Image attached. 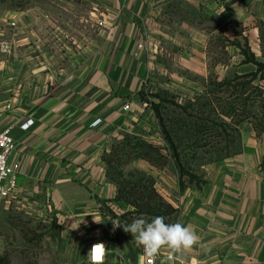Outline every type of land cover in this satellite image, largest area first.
Instances as JSON below:
<instances>
[{
	"label": "crops",
	"instance_id": "0c3cea01",
	"mask_svg": "<svg viewBox=\"0 0 264 264\" xmlns=\"http://www.w3.org/2000/svg\"><path fill=\"white\" fill-rule=\"evenodd\" d=\"M18 1L0 0V131L10 128L15 145L10 161L19 166L18 203L57 218L67 228L61 238L67 245L80 238L87 254L101 203L115 196L101 156L128 131L148 140L142 131L152 129L153 140L162 143L153 113L138 97L145 73L139 25L168 1L202 5L219 24L245 27L251 52L264 64V0H81L99 17L102 28L95 31L107 42L73 54L66 46L56 50L55 39L62 38L51 32L52 11L44 15L47 48H40L35 11L20 12ZM28 121L32 126L21 130ZM236 143L232 157L200 168V190L182 194L176 223L198 239L187 249L160 248L178 264H264V135L243 122ZM133 165L151 172L166 193L180 195L172 163L162 170L142 160Z\"/></svg>",
	"mask_w": 264,
	"mask_h": 264
},
{
	"label": "rangeland",
	"instance_id": "374dc122",
	"mask_svg": "<svg viewBox=\"0 0 264 264\" xmlns=\"http://www.w3.org/2000/svg\"><path fill=\"white\" fill-rule=\"evenodd\" d=\"M61 1L60 3L57 0L18 1L20 12L35 11V28L42 37L39 40V47L47 48L46 45L44 46L47 44L44 40L48 36L44 15L45 13L48 15L50 11L55 16L54 29H51V32L54 33L57 30L59 33L60 31L59 35L62 38L55 39L57 44H60L56 50L66 46L71 49V54L74 53V50L80 53H89L91 44L94 45L95 42L99 49L105 47L106 38L95 31L96 28H102V24L98 21L99 17L97 15L90 16V10L81 0ZM93 13L97 14V10L95 9ZM90 19L95 20L94 26ZM139 26L138 43L144 54L145 65L140 91L141 98L150 103H159L160 100H164V115L172 118L180 115L183 109H186L189 114H197V116H200V112L197 113V111L204 112L206 109L207 112H204L201 117L208 118L218 127L222 126L221 129L227 134H233L232 131L237 130L232 142L230 139V143L216 138L207 141L204 137L207 143L211 142V147L206 146L204 150L197 148L201 147L204 139H198L202 142L196 147V155L191 167L199 181L201 180L200 168L203 165L230 158L236 152L240 124L234 125V121L228 116L227 106L224 103L226 97L233 94L232 97H237L238 101L248 98L249 103L253 101V104H250L252 108L250 113L258 121L264 118V81H251L244 93H238L239 91L233 93L232 86L220 93L218 85L256 71L252 64H242L245 60L244 53L253 55L257 62H262L254 56L248 45V40L244 38L245 27L231 28L219 24L205 13L202 5L193 7L182 1H168L162 5L158 14L147 17V21ZM259 39L263 46L264 27H262ZM249 81L250 79L243 78L236 80L235 84L241 85L249 83ZM220 97L223 98L222 101L219 99ZM237 98L232 100L236 102ZM140 103L141 106L152 112L145 103ZM140 110H142L141 107ZM210 121L206 123L209 125L208 128H212V125L209 124ZM142 132L147 134V137L154 139L152 129H145ZM139 135L140 133L128 131L122 134L117 143L123 142L126 137L141 138ZM153 139H148V141L154 145L162 144ZM133 164L124 165L120 169L121 171L107 172L111 174L113 180L111 183L106 179L115 188L114 197L117 196L120 184L137 183L142 179L143 185L152 184L160 204L168 206L174 211L169 224L176 223L186 202L182 199V194L186 189L197 191L196 185L193 187L185 183V189L180 191L176 183L180 195L172 192L166 193L169 188L160 184V181L151 172L142 171L134 167ZM167 166L168 163L162 169ZM118 174H121L122 181ZM166 176L170 177V174L166 172ZM184 181L187 182V179L184 178ZM156 203L157 201L153 200L151 205L154 206ZM132 211L131 207L125 206L122 202L101 203L99 226L93 229L94 237L89 241V244L91 242L105 243L109 254L103 264L138 263L143 246L138 243L134 234L125 232L122 227L129 224L125 217H129L128 214ZM61 230L65 231L63 234H66L67 228H61L57 218L50 217L40 209H29L18 203V200L0 203V264H88L87 254L78 240L80 238L67 245L66 241L61 238Z\"/></svg>",
	"mask_w": 264,
	"mask_h": 264
},
{
	"label": "trees",
	"instance_id": "16d2710c",
	"mask_svg": "<svg viewBox=\"0 0 264 264\" xmlns=\"http://www.w3.org/2000/svg\"><path fill=\"white\" fill-rule=\"evenodd\" d=\"M244 56L245 60L242 64H252L255 66L256 71L238 77L232 81H224L222 84L218 85L220 93L224 89L231 88L229 86H232L233 93H236L237 91H239L238 93H244L247 91V87L250 86L249 84H251V81H264V64L257 62L253 55L244 53ZM243 78L250 79L249 83L241 85L235 84L236 80ZM232 96L233 94L226 97L224 103L227 106L226 112L229 113L228 116L234 121V125L238 126L243 122H249L256 134L264 135V118H262L261 121H258L257 118L250 113L252 109L250 104L253 101L249 103L248 98L243 101H238L237 97L233 98ZM242 96L245 95L242 94ZM138 97L140 102L145 103L152 110L159 129L162 144L154 145L147 139L126 137L123 142L112 145L109 153H104L101 156V159L106 166V179L113 183L111 174H108L107 172L121 171L120 169L124 165L135 163L138 160L146 162L150 167L156 170L162 169L167 163H172L178 179L177 185L180 191L185 189V183L193 187L196 185L197 190H200L204 183L202 180L198 181L191 167V163L196 155V147L202 142V140L198 139H204V137H206L207 141H209L211 138H216L217 140H223L226 143H230V139H232V142L237 130L232 131L233 134H227L226 131L221 129L222 126L218 127L208 118L201 117L204 115V112H207L205 111L206 109H204V112L197 111V113L200 112V116H197V114H189L186 109H183L180 115H177L176 118H172L164 115V100H160L159 103L147 102L141 98V92L138 93ZM236 98V102L233 101ZM219 99L221 101L223 100L222 97ZM208 121H210L209 124L212 125V128H208L209 125H206ZM213 127L218 128L214 129ZM218 129H220V131H217ZM207 134L209 135L207 136ZM207 141L204 139L201 147L197 148L204 150L206 146L211 147V142L207 143ZM118 177L120 178L121 174H118ZM184 178L187 179V182L184 181ZM120 180L122 181L121 178ZM138 181L139 182L137 183L127 182L125 184H120V188L117 190V196L112 200L113 203L122 202L125 206L133 209V211L128 214L129 217H125V220L129 224L136 219H144L146 222H151L156 216H162L165 219V223H169L174 211L168 206L165 207V205L160 204L159 197L153 189L152 184L146 186L142 184V179ZM153 200L157 201L154 206L151 205Z\"/></svg>",
	"mask_w": 264,
	"mask_h": 264
},
{
	"label": "clouds",
	"instance_id": "9594fccd",
	"mask_svg": "<svg viewBox=\"0 0 264 264\" xmlns=\"http://www.w3.org/2000/svg\"><path fill=\"white\" fill-rule=\"evenodd\" d=\"M123 230L135 235L136 240L149 253H155L162 246L174 249H187L196 243L198 237L190 227L180 223H165L162 216H156L151 222L136 219L122 226ZM104 254V245L96 244L91 249L93 264H100Z\"/></svg>",
	"mask_w": 264,
	"mask_h": 264
},
{
	"label": "built area",
	"instance_id": "2783aa9c",
	"mask_svg": "<svg viewBox=\"0 0 264 264\" xmlns=\"http://www.w3.org/2000/svg\"><path fill=\"white\" fill-rule=\"evenodd\" d=\"M141 49V46H139ZM7 49V48H4ZM124 111H128L129 107L125 106ZM98 121L94 124L97 125ZM32 126V122L28 121L21 126V130L26 131ZM15 150V145L10 136V128L0 131V203L18 200L20 193L17 191L16 177L19 173V166L11 162V156ZM96 244L104 245V254L100 261L103 264L108 257V248L103 242H91L87 247V262L93 264L91 257V249ZM138 264H178L174 254L169 251L158 249L155 253H149L144 248L139 256Z\"/></svg>",
	"mask_w": 264,
	"mask_h": 264
}]
</instances>
